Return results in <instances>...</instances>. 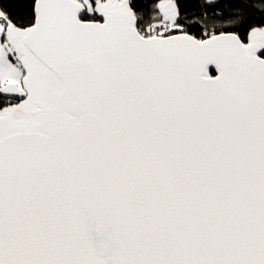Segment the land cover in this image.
I'll return each mask as SVG.
<instances>
[{
  "label": "snow or ice",
  "instance_id": "1",
  "mask_svg": "<svg viewBox=\"0 0 264 264\" xmlns=\"http://www.w3.org/2000/svg\"><path fill=\"white\" fill-rule=\"evenodd\" d=\"M196 2L0 0V264H264V0Z\"/></svg>",
  "mask_w": 264,
  "mask_h": 264
},
{
  "label": "trees",
  "instance_id": "2",
  "mask_svg": "<svg viewBox=\"0 0 264 264\" xmlns=\"http://www.w3.org/2000/svg\"><path fill=\"white\" fill-rule=\"evenodd\" d=\"M141 2H143V0H141ZM201 2H204V0H201ZM15 3L23 4L26 3V0H15ZM182 3L184 10L188 12H191L193 9L199 8V4L196 2V0H182ZM213 3H218L223 7L228 5L230 3V0H213ZM206 10L209 12V14H211L213 11H216L217 9H214L211 6H209ZM257 19H259V17H257Z\"/></svg>",
  "mask_w": 264,
  "mask_h": 264
}]
</instances>
